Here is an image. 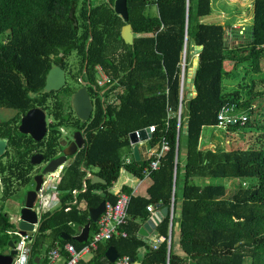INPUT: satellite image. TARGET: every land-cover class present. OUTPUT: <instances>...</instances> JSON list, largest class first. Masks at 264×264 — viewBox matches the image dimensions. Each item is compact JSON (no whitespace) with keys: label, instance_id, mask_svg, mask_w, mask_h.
Listing matches in <instances>:
<instances>
[{"label":"trees","instance_id":"1","mask_svg":"<svg viewBox=\"0 0 264 264\" xmlns=\"http://www.w3.org/2000/svg\"><path fill=\"white\" fill-rule=\"evenodd\" d=\"M114 5V0L96 6L88 0H0V109L26 112L33 107L37 101L31 95L42 91L45 75L54 63L51 55L57 57L58 53H75L82 62L87 61L93 87L97 88L98 68L110 81L89 121L88 148L62 171L58 187L61 209L42 218L33 253L40 250L49 234L55 239L47 253L57 243H68L59 235L74 233L70 224L87 223V212L77 209L73 204L76 200H84L89 207L103 201L116 203L117 195L108 190L123 169L144 178L152 159L142 162L133 157L126 163L124 154L131 152V133L154 126L156 132L148 143L160 150L166 142L168 150L160 160L159 171L151 174L149 198L132 197L130 221L125 227L128 237L101 244L90 262L109 264L105 254L113 246L122 257L130 256L141 264H264V91L255 90L264 87L260 70L264 0H254L253 25L245 28L247 41L236 46L227 45L230 26L202 23L212 15V0H127L132 45L120 37L125 24L115 14ZM153 8L154 15L150 13ZM186 46L185 71L197 55L195 47L204 48L193 83L198 95L189 99L188 90L183 89L178 126L176 112ZM240 70L245 74L239 76ZM231 78L239 85L227 91L225 81ZM256 101H260L258 107ZM226 105H235L237 112L247 115L245 125L228 128L236 137L246 138L247 134V140L230 142L227 149H203V130L217 129L218 114ZM249 135L253 136L251 146ZM48 145L50 150L45 155L51 159L58 144ZM29 160L28 150L20 162L0 160L4 201L13 196V178L20 188L32 182ZM83 168L97 169L107 185L88 183L84 188ZM215 181L231 183L232 187ZM75 191L79 193L77 199ZM123 192L131 194L128 189ZM157 204L172 205L173 211L172 217L167 215L156 227L155 233L164 240L152 249L138 232L149 218L148 206ZM170 225L172 237L174 231L178 233L183 256L173 252L172 238H168ZM16 228L9 216L0 212L1 251L11 239H17L6 233ZM97 230L98 223H91L90 236ZM71 244L80 249L87 243Z\"/></svg>","mask_w":264,"mask_h":264},{"label":"flooded vegetation","instance_id":"2","mask_svg":"<svg viewBox=\"0 0 264 264\" xmlns=\"http://www.w3.org/2000/svg\"><path fill=\"white\" fill-rule=\"evenodd\" d=\"M51 58L54 63L45 75L42 91L31 95L37 101L33 107L26 112L0 109V138L9 140L6 154L0 157L2 163L11 160L20 162L21 155L27 150L30 152V157L38 154L46 158L45 154L50 150L48 144H58L57 151L60 153L62 150L59 149V144H71L73 140L76 144L87 141L86 133L88 132L89 121L93 112L96 111L97 100L103 97V93L91 84L90 72H87V61L82 62L75 53L69 55L58 53L57 57L51 55ZM57 58L60 61L54 60ZM53 69L63 72L64 85L57 92L46 93L44 91L46 78ZM74 98L80 111L84 108V99L87 98L91 105L90 117L85 123H82L74 113L72 106ZM5 111L12 112L13 117H2ZM30 112L31 114L23 126V130L28 134H24L21 131L23 120ZM49 140L53 142H49ZM12 141L15 142L14 146ZM82 150H79L76 155ZM72 158H68L69 161ZM0 187V194L4 201L2 180H0ZM12 188L14 196L20 189V183L15 178L12 179Z\"/></svg>","mask_w":264,"mask_h":264},{"label":"water","instance_id":"3","mask_svg":"<svg viewBox=\"0 0 264 264\" xmlns=\"http://www.w3.org/2000/svg\"><path fill=\"white\" fill-rule=\"evenodd\" d=\"M114 11L115 14L120 17L122 22L125 24L123 28H121L120 37L127 45L133 44V33L131 31V26L128 24V13H127V0H114ZM71 17V13L69 15ZM76 25V23H74ZM203 46H197L195 47V53L197 54L195 59H193L192 67L190 70H188V79H187V85L191 87V91L187 94V98H195L198 95V92L195 87V78L196 73L199 68V53L203 50ZM64 85V75L63 72L57 69H53L49 72L46 82L44 91L46 93L50 92H57L59 91L62 86ZM84 108L82 111H80L77 108L76 100L75 98L72 101V106L74 113L78 119L82 121V123H85L91 113V105L88 101V99H84ZM23 120L21 131L24 134H28V132L23 130V126L25 124V121L28 119L29 115ZM44 129V127H43ZM188 127L186 126L184 128V134L187 133ZM139 135V137L137 136ZM152 134H150L149 128L142 129L138 131V134L136 132L130 134V142L134 144V156L136 159H139V147L138 143L147 142L151 139ZM9 140L8 139H1L0 138V157H3L7 152ZM87 147V143H75V140L71 142V144H59V149L62 150V152L58 153L56 152V155L52 157L51 159H46L42 155H32L30 157V164L35 169V171L32 173V182L30 183L31 188L28 190L22 200V204L20 206L18 216L11 217L16 218V229L19 230L21 235H25L28 232H33L36 225L41 226L39 222V212L37 209L36 204V197L37 192L40 189V186L42 184V181L45 177L49 176L50 174H54L56 172H62L64 167L68 166V158L74 157L79 150H82ZM71 149V150H69ZM85 173H87L86 178L84 179V182L89 181L91 184H102L107 185V181L102 179L98 175H92L88 173L87 170H84ZM106 207V201H103L97 208L89 209V221L83 226L80 234L78 236L70 237V236H62L64 239H73L74 241L78 243H84L88 240L89 237V227L91 223H97L99 217L104 213ZM161 214L163 217H166L168 214L171 217V211L168 208H162ZM161 217H159V220ZM158 221H154V224H157ZM153 228V224L150 222L145 223L143 227L140 229L139 234L145 237H148L149 231ZM171 230V225H170ZM170 241V238H169ZM170 243V242H169ZM1 251V250H0ZM17 255L16 250V240L9 241L7 247L4 249V251L0 252V264H13L15 257ZM107 259L114 263L120 255L118 254L117 250L114 247H111L108 249L106 253ZM139 264V263H134Z\"/></svg>","mask_w":264,"mask_h":264},{"label":"built area","instance_id":"4","mask_svg":"<svg viewBox=\"0 0 264 264\" xmlns=\"http://www.w3.org/2000/svg\"><path fill=\"white\" fill-rule=\"evenodd\" d=\"M187 52V46L184 49L183 60L181 63V75H180V91H179V103L177 111L178 126L180 124V114L182 108L183 99V85L185 83L186 71H185V56ZM110 85L109 79L99 71V82L98 86L100 88H105ZM218 124L217 127L228 131L230 126L245 125L247 121V115L236 114L235 105L224 106L217 117ZM150 134L156 132L154 126L149 127ZM138 134V131H136ZM139 137V135H137ZM168 150L167 143L164 142L160 151L152 156V162L149 168L145 169L144 176L151 177V174L159 171L160 160L164 153ZM61 172H56L45 177L42 181L39 191L37 192L36 204L39 215H45L50 210V203L52 201V195H54L59 187L62 175ZM116 203L106 202V207L104 213L100 216L98 221V230L94 233L87 244H85L80 249H76L71 243H66L65 245L56 244L48 253V264H80L81 259L85 255H90L99 249L101 244L109 242L116 238H127L128 233L125 227L130 221L129 209L131 199L133 194H128L125 192H120L117 195ZM148 210L152 212L153 206H148ZM172 213V208H171ZM10 221L15 224L16 218H11ZM39 232V226L36 225L33 232H28L25 235H21L19 230L10 232L8 235H14L17 237L16 250L17 255L15 257L13 264H32L31 257L36 242V237ZM157 248V246H153ZM64 252L66 257L63 256ZM110 264H134V261L129 256L119 257L114 263Z\"/></svg>","mask_w":264,"mask_h":264},{"label":"crops","instance_id":"5","mask_svg":"<svg viewBox=\"0 0 264 264\" xmlns=\"http://www.w3.org/2000/svg\"><path fill=\"white\" fill-rule=\"evenodd\" d=\"M150 13L153 14L152 13V9H151ZM193 59H195V58H193ZM193 59H192V63H193ZM192 63H191V67H192ZM191 67H189V70L191 69ZM99 71H101L105 76H106V74L103 72V70L101 68H98L97 69V88L102 91V90H104V88H100L98 86V82H99ZM188 75H187V71H186V77H185V79H188ZM184 88L188 90V93L191 91V87L187 85L186 80H185V83L183 85V89ZM102 93L104 94V92H102ZM177 111H178V109H177ZM181 112H182V108H181ZM176 114H177V112H176ZM236 114L243 115V114H240V112H237V111H236ZM217 129L223 130V129H220L218 127H217ZM230 133H231L230 131H227V135L228 136H229ZM205 137H206V139H205ZM214 138H215V136H213L212 138H209L208 135L204 134L203 137H202V143H201L202 148L203 149H216L218 147H224L223 146L224 145L223 143H220V144L216 143L214 141ZM231 140H232L231 137H229L227 143H230ZM148 142L149 141L143 142V143H138L139 154H140L139 159H136L135 158V156H134V144H132L130 142L131 143V146H132L131 152L130 151H127L124 154V157L126 159V163H130V161H132V158L133 157H134V159L136 161H142V162H146V161L152 159V156L154 154H156L157 152H159L160 150H159L158 147H152L150 145V143H148ZM232 142H236V141L233 140ZM181 156L184 158V153L183 152L181 153ZM87 169L88 168H83V170H87ZM88 173H90L92 175H98V172L97 173H91L90 171H88ZM60 174L63 175L62 172ZM85 174L86 175H85L84 179L87 176V173H85ZM84 179H83V187L85 188L88 183L89 184H91V183L89 181L84 182ZM91 185H94V184H91ZM152 185H153V182H152L151 177L150 178L149 177L147 178V177L144 176L143 179H139V178L134 177L133 175H131L130 173H128L126 170L123 169L122 172H121L120 178L117 180V182L114 184V186H112L111 188H109L108 191L110 193L114 194V195H118L120 192L128 189L130 191V193L133 194L134 197L149 198L148 191L152 187ZM230 185H231V183H229V186ZM82 192H84V191H82ZM96 193L97 194H101L102 191H97ZM78 194L79 193L77 191L74 192V197L76 199H77ZM73 204L76 205V207H77V209H79V211H86L87 212L88 221H89V209H94V208H97L98 207V206L97 207H89L88 204L84 200L83 201L82 200L81 201H77L76 200ZM150 206H153V210H152V212H150L148 210V208H147V210H148V212H149L150 215H149V218L146 221H144V222L141 223L140 229L143 227V225L145 223H148V222H150L151 224H153V228L149 231L148 237H145V236L140 235L139 232H138V236L148 246H151L152 249H156V248H153V246H159L163 242L164 238L161 237V236H158L155 233V230H156V227L161 223V221L164 218L162 216V214H161V209L162 208H167V207H164L162 204H157L156 206H154V205H150ZM171 208L173 209V206L172 205L168 209L171 210ZM177 208H178V206H177ZM60 209H61V193H59L58 192V189H57L56 193L54 195H52V201L50 203V210L45 215H47L49 213H54V212H56V211H58ZM45 215H39V217H40L39 218L40 225L42 223V218ZM159 217H161L160 220H159ZM171 217H172V213H171ZM10 219H11V217H9V220ZM155 220L158 221L157 224H154V221ZM98 221H99V219H98ZM70 227L73 229L74 233L61 232L60 235H59V238L61 240L67 241L68 243H71V241H74V240L73 239H69V240L68 239H64L62 236H70V237L78 236L80 234L82 228H83V226H79L77 224H70ZM140 229H139V231H140ZM15 231H18V230H15ZM7 235H8V233H7ZM168 235H169L168 238H170V239L172 238V241H173L172 242L173 252L176 253L179 256H183L184 254L181 251V249L179 247V244H178V233L176 231H174L173 237H172V230L169 229ZM8 236H10V237L13 238V235H8ZM90 238H91V236H90V231H89L88 240L86 242H84V243H87ZM54 239H55V236H52V235L49 234L47 236V238L45 239V241L43 242L42 246L40 247V250L39 251H36V252L34 251V253L32 252V257H31V263L32 264H48V262H49L48 253L49 252L47 253V251H48V248L50 247V245L53 243ZM16 241H17V239H16ZM168 243H169V241H168ZM169 245H170V243H169ZM109 248H111V247H109ZM108 249H107V251H108ZM170 249H171V245H170ZM107 251H106V253H107ZM118 254L120 255L119 252H118ZM105 256H106V254H105ZM84 257H86V255ZM84 257L81 259L80 264H93V263L90 262L92 260V258H93V254H90V257L89 258L84 259ZM120 257H122V256L120 255ZM106 259H107V257H106ZM107 261L109 262V264L111 263L108 259H107ZM134 263H139V262H134ZM56 264H60V263H56ZM139 264H141V263H139Z\"/></svg>","mask_w":264,"mask_h":264},{"label":"rangeland","instance_id":"6","mask_svg":"<svg viewBox=\"0 0 264 264\" xmlns=\"http://www.w3.org/2000/svg\"><path fill=\"white\" fill-rule=\"evenodd\" d=\"M88 1L94 6L106 2V0H88ZM253 3H254V0H212V15L204 19L202 23L205 25H219L220 24L226 27L230 26L231 30L227 28L228 29L227 30V45L229 46H236L239 42L246 43L247 40L244 36L246 32L245 28L252 26L253 21H254ZM152 13L153 14L156 13V10L154 8L152 9ZM188 70L189 68L187 69V75H188ZM260 70H261V73L264 74V57L262 58L261 63H260ZM228 71L233 72L232 68H229ZM243 74H245V72L240 70L239 76ZM185 80L187 82V79ZM238 85H239V81L234 78H231L225 81V87L227 91L236 89ZM255 90L263 92L264 87L257 86ZM260 101H256L254 105L258 107V105H260ZM2 117L12 118L13 113L5 111ZM204 134L208 135L209 138H212L213 136H215L214 141L218 144L223 143L224 144L223 146L225 147V149L229 148L230 143H227L229 137H231L232 139L231 142L233 140L236 141L237 139H242V142H245L247 140V134L245 135L246 138L244 137L241 138V136L236 137L234 135L235 133H230L231 136L228 137L227 131L214 129L211 127L205 128L203 130V135ZM232 136L236 138L233 139ZM248 139H249L248 146H251V144L253 143V136L249 135ZM87 170L90 171L91 173L98 172V170L94 168H88ZM214 183L218 185L220 184L227 185L229 189H231L232 187L231 185L229 186V183H226L225 181H215ZM31 188L33 187H31L30 184L28 186L21 187L19 191L14 196L10 197L7 201H3L1 194H0V212L7 214L9 217L18 216V212L22 204L23 197L25 193ZM0 192H1V189H0ZM89 257L90 255H86L84 259L89 258Z\"/></svg>","mask_w":264,"mask_h":264}]
</instances>
